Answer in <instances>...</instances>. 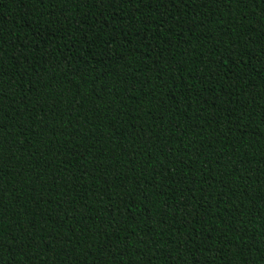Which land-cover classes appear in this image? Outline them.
Returning a JSON list of instances; mask_svg holds the SVG:
<instances>
[{
  "label": "trees",
  "instance_id": "1",
  "mask_svg": "<svg viewBox=\"0 0 264 264\" xmlns=\"http://www.w3.org/2000/svg\"><path fill=\"white\" fill-rule=\"evenodd\" d=\"M0 264H264V0H0Z\"/></svg>",
  "mask_w": 264,
  "mask_h": 264
}]
</instances>
